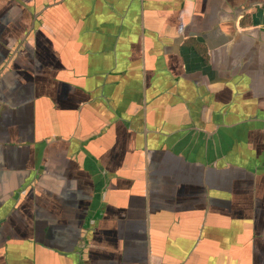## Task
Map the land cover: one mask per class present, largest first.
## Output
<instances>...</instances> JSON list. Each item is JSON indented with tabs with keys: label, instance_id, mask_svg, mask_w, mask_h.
<instances>
[{
	"label": "crops",
	"instance_id": "1",
	"mask_svg": "<svg viewBox=\"0 0 264 264\" xmlns=\"http://www.w3.org/2000/svg\"><path fill=\"white\" fill-rule=\"evenodd\" d=\"M0 264H264V0H0Z\"/></svg>",
	"mask_w": 264,
	"mask_h": 264
}]
</instances>
